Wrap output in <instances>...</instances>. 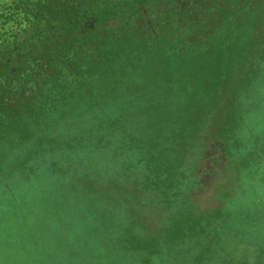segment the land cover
I'll list each match as a JSON object with an SVG mask.
<instances>
[{"label":"rangeland","instance_id":"obj_1","mask_svg":"<svg viewBox=\"0 0 264 264\" xmlns=\"http://www.w3.org/2000/svg\"><path fill=\"white\" fill-rule=\"evenodd\" d=\"M18 2L20 0H0V44L10 41L25 27L28 18L18 8ZM225 2L216 20L220 27L213 28L210 33L217 34L219 44L210 46H213V53H218L219 61L208 74L225 70L221 79L227 80L221 98L209 108L211 113L202 116V121L193 118L179 121L171 113L173 108L176 115V105L181 101L175 92L180 87H169L170 82L162 75L151 86L136 90L129 91V86L113 88L110 94H123L124 105L118 109L110 105L106 110L94 111L92 116L101 118L99 127L84 137L75 132L78 139L66 143L41 138L29 141L28 138L29 143L21 149H18V142L6 147L0 142V264H117L112 257L129 252L141 256L140 264H264L262 218L255 219L253 211L246 215L247 221L237 223L240 221L237 206H247L249 199L262 191L263 186L256 180L260 175L264 178V154L259 162L248 163L250 173L243 182L247 186L253 183V188H245L238 194L239 175L237 189L231 195L232 207L222 217L220 211L214 215L200 211L203 184L198 182V189L195 183L197 162L216 136H225L231 143L234 140L236 159L237 138L240 142L238 155L249 153L256 159L259 152L255 140L264 150V74L255 78L248 89V97L244 98L243 106L248 110L242 116L244 130L239 128L237 132L235 122L231 121L234 112L237 116L234 103L240 89L250 82L256 70L264 67V0ZM253 19L256 22L250 25L246 38L247 30L241 29L246 27V20ZM237 39L239 44H244L239 54ZM227 43L230 44L228 50ZM204 49L198 52L205 55ZM196 51V48L178 53L173 50L169 55L178 67H184L182 63L190 67ZM223 54H226V65L220 60ZM156 55L157 60L165 61L159 69L165 68L168 55L162 52ZM122 68L125 66L119 62L120 75ZM203 70L197 64L196 71L201 74ZM50 75L57 77L51 73L46 77ZM27 95L16 106L19 107ZM117 100L119 98L108 102L114 104ZM230 104H234L233 108ZM101 110H105L103 115ZM153 112L159 117L158 125H153L157 128L153 127L149 133V128H144L143 124L152 119ZM14 116V110L0 109V135L1 128L7 130L13 125ZM123 119L127 125L119 134L112 128L120 125L118 122ZM173 128L181 130L177 136L192 137L189 141H193V148H196L188 162L193 183L169 205L172 191L179 192L172 185L177 173L157 169L162 173L156 177L164 180L165 186L159 189L149 186L147 176L141 175L144 170H136L138 160L132 166L135 157L128 152L131 147L127 149L124 145L134 129L142 130L141 134L156 135L157 145V140L164 141ZM141 134L136 141L143 144ZM11 151L12 154H7ZM180 202L185 205L182 207ZM215 205V201H211L208 207L214 209Z\"/></svg>","mask_w":264,"mask_h":264},{"label":"trees","instance_id":"obj_2","mask_svg":"<svg viewBox=\"0 0 264 264\" xmlns=\"http://www.w3.org/2000/svg\"><path fill=\"white\" fill-rule=\"evenodd\" d=\"M225 1L20 0L18 8L28 18L25 20V27L19 29L10 41H3L0 44V109L14 110L15 114L13 125L11 124L7 130L1 128L0 142L4 147L18 142V149H21L30 140L40 138L55 143H66L77 138L75 132L81 133L84 137V134L99 127L97 125L101 118L93 117L94 111L100 108L106 110L110 105L117 106L112 107L113 109L124 105L123 94H110L113 88L129 86L127 88L129 91L136 90L138 87L151 86L153 81L162 75L170 82L169 87L174 89L179 86L182 90L175 91L181 101L176 105V115L173 108L171 113L179 121L192 118L202 121V116L211 113L209 108H213L221 98L212 93L207 95L205 83L201 77L198 78L200 74L196 71V66L197 64L201 66L203 63L201 58L206 55L198 53L192 56L193 64L190 67H186L184 63L181 64L184 67H178L174 63L175 60L170 59L169 53L173 50L178 53L182 51L181 49L199 50L209 42L219 44L217 34L210 33L217 27L216 20ZM254 22H256L254 19L245 21L246 27L241 31L247 30L246 38L250 32V25L252 27ZM219 27L220 25L217 29ZM238 41L237 39L239 54L243 51L244 44H239ZM229 46L227 43L226 50ZM160 48L168 55L166 56L168 64L162 69H159V65L165 61L160 62L156 59ZM119 62L125 66L121 75L117 70ZM28 65L32 67H27ZM253 66L254 64L251 65ZM260 68L252 74L250 82L237 94V116L235 112L231 116V121L235 122V127L237 126V132L239 128L243 129V114L248 113L243 101L248 97L250 84L259 77L258 75L264 74V67ZM48 73L57 77L54 75L46 77ZM194 76L196 78H193ZM226 80V78L223 80V85ZM26 93L28 95L23 103L19 107L16 106ZM115 98L119 100L114 101V104L108 102ZM207 98L211 99L210 102ZM105 110H101L102 115ZM151 116L152 119L145 120L143 124L144 128H149V133L153 127L157 128L153 125H158L159 118L155 112ZM3 119L6 120L5 117ZM118 123L120 125L112 129L120 134L127 121L123 119ZM181 127L186 130L185 125ZM134 130L128 136L124 147L127 149L131 147L128 152L135 157L132 166L134 161L138 160L139 167L136 170H144L141 175L147 176V184L158 189L165 186V181L156 177L162 173L159 170L169 169L170 174L174 172L178 175L172 185L179 192L172 191L170 205L178 200L180 192L189 189L193 183L188 167L189 157L191 158L193 149L196 148H193V141H189L192 137L177 136L181 130L173 128L169 130L166 139L173 138L157 140L159 143L156 145V135L141 134L142 130L140 132ZM140 134L144 137L143 144L136 141ZM122 137L125 138L124 135ZM255 142L259 152L256 159L251 158L249 153L238 155L240 142L237 138V159L232 155L234 162L236 165L239 164L241 169L238 194L245 188H253V183L250 182L247 186L243 181L250 173L249 161L252 164L257 163L264 154L262 145L259 146L257 140ZM17 153L19 152L14 154ZM142 166L145 167L140 169ZM262 176L256 180L258 185L263 186L260 194L254 192L256 196L249 199L247 206H237V218L240 220L237 223L247 221L246 215L254 211V218L260 216L264 225ZM176 183L180 184L179 187ZM230 199L227 206L219 210L221 217L226 210L231 209L230 201L233 199ZM180 204L182 207L185 205L184 202ZM112 258L117 260V264L141 263V256L133 252L118 254ZM145 259L149 261L151 258Z\"/></svg>","mask_w":264,"mask_h":264},{"label":"flooded vegetation","instance_id":"obj_3","mask_svg":"<svg viewBox=\"0 0 264 264\" xmlns=\"http://www.w3.org/2000/svg\"><path fill=\"white\" fill-rule=\"evenodd\" d=\"M234 104L237 107V98ZM234 104H230V107L233 108ZM235 147L234 140L231 143V140L225 136H216L209 141L197 162L195 183L198 189L200 188L198 182L203 184L201 192L204 197H200L201 210H199L204 214L214 215V212L224 209L231 195H234V190L237 189L240 168L233 158ZM211 201L216 203L214 209L208 207Z\"/></svg>","mask_w":264,"mask_h":264},{"label":"crops","instance_id":"obj_4","mask_svg":"<svg viewBox=\"0 0 264 264\" xmlns=\"http://www.w3.org/2000/svg\"><path fill=\"white\" fill-rule=\"evenodd\" d=\"M210 45L214 46L216 44L213 42H209V43L205 44L204 46H202L203 49L205 48L203 51L205 52L206 56H202V58H201L203 61L201 66L204 68V70L202 71V74H200V76L198 78L201 77L203 80V83H205L204 86H205V90H206L205 92H207V95L212 93L213 95H216V96L219 95L221 97V95L223 94V91H224V87H225V85H223V80L225 79V77H223L221 79V76L223 75L225 70L223 73H219V72L217 73L216 72L213 74H208V71L212 70L214 67H216L217 66L216 62L219 61L218 53H216V52H215L216 54L213 53V51H214L212 48L213 46H210ZM160 49L161 50L159 52L164 53L163 48H160ZM181 50L187 51L184 49H181ZM191 51H194V50H191ZM198 53H200V52H198V50H197L194 54H192V56H195ZM213 58H215V59L211 61V59H213ZM220 60H222V63L224 65H226V54H223ZM210 80H211V82H210ZM211 85H212V87H211ZM207 100L210 102L211 99L207 98Z\"/></svg>","mask_w":264,"mask_h":264},{"label":"water","instance_id":"obj_5","mask_svg":"<svg viewBox=\"0 0 264 264\" xmlns=\"http://www.w3.org/2000/svg\"><path fill=\"white\" fill-rule=\"evenodd\" d=\"M200 196H201V197H204V194H203L202 192H200Z\"/></svg>","mask_w":264,"mask_h":264}]
</instances>
